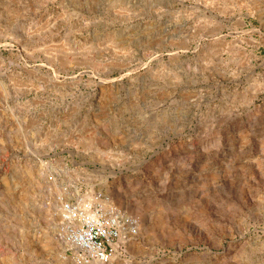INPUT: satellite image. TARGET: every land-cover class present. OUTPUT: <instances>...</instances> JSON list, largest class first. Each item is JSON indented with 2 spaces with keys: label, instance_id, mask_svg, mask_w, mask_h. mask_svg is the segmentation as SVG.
I'll return each mask as SVG.
<instances>
[{
  "label": "rangeland",
  "instance_id": "1",
  "mask_svg": "<svg viewBox=\"0 0 264 264\" xmlns=\"http://www.w3.org/2000/svg\"><path fill=\"white\" fill-rule=\"evenodd\" d=\"M0 264H264V0H0Z\"/></svg>",
  "mask_w": 264,
  "mask_h": 264
},
{
  "label": "built area",
  "instance_id": "2",
  "mask_svg": "<svg viewBox=\"0 0 264 264\" xmlns=\"http://www.w3.org/2000/svg\"><path fill=\"white\" fill-rule=\"evenodd\" d=\"M62 211L66 218L78 223L69 240L87 257L106 261L122 245V225L114 213L105 214L100 206L71 202L64 203Z\"/></svg>",
  "mask_w": 264,
  "mask_h": 264
}]
</instances>
